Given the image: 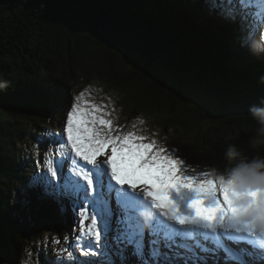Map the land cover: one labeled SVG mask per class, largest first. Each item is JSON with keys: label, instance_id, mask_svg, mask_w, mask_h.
Returning <instances> with one entry per match:
<instances>
[{"label": "trees", "instance_id": "16d2710c", "mask_svg": "<svg viewBox=\"0 0 264 264\" xmlns=\"http://www.w3.org/2000/svg\"><path fill=\"white\" fill-rule=\"evenodd\" d=\"M107 4L175 32L186 49L178 65L159 67L87 28ZM249 41L208 16L202 0H0V264L20 263L29 247L42 254L45 235L69 234L40 189L22 190L70 97L105 82L130 117L158 118L161 133L189 139L219 167L231 144H246L249 108L264 100V55L253 54Z\"/></svg>", "mask_w": 264, "mask_h": 264}, {"label": "snow or ice", "instance_id": "6c2138e0", "mask_svg": "<svg viewBox=\"0 0 264 264\" xmlns=\"http://www.w3.org/2000/svg\"><path fill=\"white\" fill-rule=\"evenodd\" d=\"M202 4L242 43L264 32V0ZM87 91L69 98L62 130L45 133L51 147L22 190L40 189L70 214L68 235L39 241L67 243L53 249L52 264H264V229L236 218L240 194L185 165L175 148L125 131L111 118L114 104Z\"/></svg>", "mask_w": 264, "mask_h": 264}, {"label": "clouds", "instance_id": "9594fccd", "mask_svg": "<svg viewBox=\"0 0 264 264\" xmlns=\"http://www.w3.org/2000/svg\"><path fill=\"white\" fill-rule=\"evenodd\" d=\"M249 49L255 55H264V32L249 41ZM261 82L264 83V77ZM4 86L0 82V88ZM248 115L253 127L246 144H231L221 156L223 169L213 166L211 173L218 183L229 185L240 194L237 220L264 229V100L250 106ZM235 138L228 137L224 142ZM142 215L147 227L151 217L146 213Z\"/></svg>", "mask_w": 264, "mask_h": 264}, {"label": "water", "instance_id": "95a60500", "mask_svg": "<svg viewBox=\"0 0 264 264\" xmlns=\"http://www.w3.org/2000/svg\"><path fill=\"white\" fill-rule=\"evenodd\" d=\"M85 26L108 44L149 58L162 68L177 66L186 53L173 31L120 4L98 7Z\"/></svg>", "mask_w": 264, "mask_h": 264}, {"label": "rangeland", "instance_id": "374dc122", "mask_svg": "<svg viewBox=\"0 0 264 264\" xmlns=\"http://www.w3.org/2000/svg\"><path fill=\"white\" fill-rule=\"evenodd\" d=\"M123 56V55H122ZM92 90L89 92H86V97L88 99H90L91 101L95 102V103H108L109 104V108H111L113 106V102L115 99V91L113 92H108V90H110V86L109 85H99L98 86H92L91 88ZM121 104L120 103H115V111L112 113V119L115 121L116 124L121 125V126H125L124 130L125 131H136L138 134H143L145 136H148L150 139H155L159 144L163 145V146H167L169 148H175L176 149V155L179 156V158H181L185 165L189 166L190 168H195L197 172L199 171H209L208 169L211 168L210 162L204 157L203 153L194 148V146L192 145V143L190 142L189 139H181L179 137H166L164 135V133L162 132H158L161 131V127H159V123L160 121H158V118H151L148 119V117H146V120H144L145 124H141L138 123V121L140 120L138 119H131L128 122H126V120H128V117H125L126 115H124L122 113V110H120ZM143 119V118H141ZM63 120L60 118V116L55 117L53 119V125L56 129H60L62 130V124H63ZM135 124V128L132 127V125ZM209 127V125H207ZM216 126H213L211 124V132L213 131L215 133ZM218 129V127H217ZM156 134V136L154 137V133ZM211 137L215 140L218 141V136H213L211 135ZM212 143V140L210 141ZM214 166V165H213ZM224 167V165H220L219 168L222 170ZM185 174H188L187 172ZM173 197H175L177 199L176 193L172 194ZM183 207V205H182ZM54 211L57 213V219H62L63 222H65V224L62 225V230H64L65 232H67L68 229H70L71 227V218H70V214H61L59 213L58 210L54 209ZM69 231V230H68ZM72 239L74 240L75 237L73 236ZM52 246L54 248L57 247H67V243H62L61 245H54L52 244ZM29 250L31 251L32 255L29 256L28 255V251H26L27 253V257H25V261L24 264H52L51 261H47L48 257V251H43V249H40L39 247L37 248L36 251L40 252L43 251L42 256L40 255L39 258L35 259V257H37L38 253H33L31 247H29ZM45 250V249H44ZM41 253V252H40ZM44 254V255H43ZM50 255H53L52 252ZM53 258L56 260L57 257L53 256ZM52 259V260H54ZM60 259H66V257H61Z\"/></svg>", "mask_w": 264, "mask_h": 264}, {"label": "bare ground", "instance_id": "6f19581e", "mask_svg": "<svg viewBox=\"0 0 264 264\" xmlns=\"http://www.w3.org/2000/svg\"><path fill=\"white\" fill-rule=\"evenodd\" d=\"M30 19H31V18H30ZM173 34L176 35V37H177L178 39H180V38L178 37V35H177L175 32H173ZM180 40H181V39H180ZM32 45H33V44H32ZM40 47H41V46H40ZM41 61H42V60H41ZM79 76H80V75H79ZM79 76H78V77H79ZM81 76H82V75H81ZM58 80H59V79H58ZM71 85H72V84H71ZM126 111H127V110H126ZM61 113H62V112H61ZM129 114H130V113H129ZM182 114H183V113H182ZM185 115H186V114H185ZM230 116H231V115H230ZM57 117H58V116H57ZM52 125H53V124H52ZM53 126H54V125H53ZM54 128H55V127H54ZM55 129H56V128H55ZM199 129H200V128H199ZM244 131H245V130H244ZM245 132H246V131H245ZM42 141L45 142V138L42 137ZM45 144H46V143H45ZM173 199H174V198H173ZM56 210H57V209H56ZM209 264H212L211 258L209 259ZM221 264H223L222 261H221Z\"/></svg>", "mask_w": 264, "mask_h": 264}]
</instances>
